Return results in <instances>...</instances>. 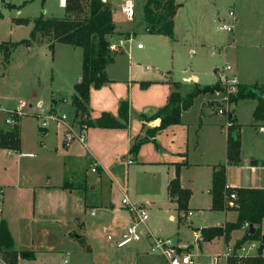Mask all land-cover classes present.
I'll return each mask as SVG.
<instances>
[{
  "label": "rangeland",
  "instance_id": "374dc122",
  "mask_svg": "<svg viewBox=\"0 0 264 264\" xmlns=\"http://www.w3.org/2000/svg\"><path fill=\"white\" fill-rule=\"evenodd\" d=\"M145 2L146 0H135L137 17L133 21L127 20L118 9L114 11L115 19L120 16L124 22L131 25V30L140 31L139 19L143 14ZM178 2L180 6L177 12L176 39L181 41V46L176 52L174 68L172 67V51L167 55L169 70L173 71L176 81L182 82L186 76L185 71L190 72L193 69L202 76L206 84H214L217 78L212 71L213 68L217 67L220 74L225 67L230 66L232 69L227 71L228 76L235 77L238 73L237 78L242 82L264 84V0H178ZM231 11H234L236 15L234 30L233 32L221 31L220 25L233 23L229 16ZM0 13L2 15L0 45L5 42L21 43L30 39L32 25L21 24L16 20L35 19L42 15L56 19H64L67 16L60 0H46L44 4L42 0H0ZM139 43L149 46L147 40L142 37L135 40V44ZM19 46L12 54L8 68L6 70L0 68V124L7 125L5 121L9 115L8 111L14 110L20 101L29 107L21 119L23 130L21 156L9 157L0 149L2 214H5L6 208H11L7 205L5 198L7 191L16 189L17 185L26 187V178L31 179L34 186L38 187L48 180L50 184L62 182L59 181L60 165L63 159L61 157L68 151V138L65 134L68 128L64 122L56 118L65 115L67 123H72L74 116L82 123L89 121L88 113L85 111L76 114L71 95H64L63 98H66L67 103H59L58 113H55L52 108L53 97L50 85L52 78L55 77L57 86H63L68 94L71 89L70 82H75L76 78L82 74L83 51L78 48L72 53L63 48L71 49L70 46H57V62L53 65L55 52L52 53L46 43ZM28 46H34V49L29 52ZM192 48L195 49L194 55L190 51ZM2 64L3 50L0 49V66ZM216 84L221 85V91L201 94L195 98L193 110L195 117L196 114L199 118L205 115L203 120L205 130L199 135L201 141L199 160L212 162V164H226L227 155L221 144V138L224 136L220 133L223 130V135H226L229 130L227 127L230 121L229 116L234 115V118L236 116L235 123L241 127L243 168L234 167L228 182L241 186L247 177L252 178L263 173L261 166L258 170L251 167L254 159L264 161V132H260L258 127L253 126V113L257 100H241L234 113L231 111L221 115L218 111L227 109V104L230 102L229 95L233 91L228 90L220 80ZM173 93L179 94L176 88L173 89ZM187 93L189 90L184 92L185 96ZM69 94L74 95L75 89ZM42 112L49 117L48 126L44 131L41 130L44 119L38 115ZM79 144L82 143L75 138L71 149L79 148ZM213 146L216 154L211 157L208 155V150ZM25 152L32 155H25ZM121 165L118 175L122 179V185L117 190L112 177L100 175L96 173L97 170L93 173L86 167L78 169L79 177L88 176L91 187L97 183L99 186L96 192L93 191V194L100 199L99 204L94 205L93 201L92 207L88 208V214L95 209L98 215V217L90 215L91 218H88L92 252L87 251L90 250L87 245L84 248L76 240H69L61 233L63 232L61 229L66 225L57 224V221L53 219H46V222H36L32 229L35 247L41 246L45 248L44 251L35 253L34 258H26L23 254L17 255L16 264H61L65 259H68V264H168L162 256L151 252L150 245L155 239H171L175 244L188 243L193 246L192 254L203 256L208 264L214 262L212 259L214 256H223L224 239L196 242L193 237V228H214L224 222L223 215L211 210V196L208 191L202 192L196 189L191 194L188 211H178L176 204L158 205L163 201L158 196L161 190V183L158 184L157 181L161 179L158 172L151 168H137L138 164L131 166L122 162ZM200 169L190 170L189 173L197 174L201 184L205 181L208 170ZM101 176L102 179H100ZM124 194H128L132 202L145 205L149 220L139 227L142 236L140 242L123 248L112 247L111 241H108L106 236L104 237L102 232L96 229V221L100 218L102 209L111 205L114 206L113 209L116 208L118 216L127 217L122 207ZM154 204L161 206L162 212L157 213L155 209L158 207L153 206ZM191 210H193V216H188ZM170 215L175 216L176 220L171 221ZM186 215L193 220V224L184 219ZM120 224L123 229L128 226L127 221L122 220ZM119 234L121 233L114 235ZM102 238L105 240L101 241ZM117 239L119 238L115 240ZM239 243L241 241L236 246ZM253 245L251 241H247L237 246L240 249L235 250V255L228 259V264H245V260L255 257L257 251L254 250L256 248H252ZM257 245L260 246V243L258 242ZM243 247L246 252L241 251ZM189 250L190 247H188ZM196 260L198 264V258ZM220 264H225L224 260Z\"/></svg>",
  "mask_w": 264,
  "mask_h": 264
},
{
  "label": "crops",
  "instance_id": "0c3cea01",
  "mask_svg": "<svg viewBox=\"0 0 264 264\" xmlns=\"http://www.w3.org/2000/svg\"><path fill=\"white\" fill-rule=\"evenodd\" d=\"M60 1L61 6L65 9L66 0ZM176 2L180 6L178 0H176ZM118 17V19H115L114 16L116 29L115 33L109 37V40L111 43H118L123 39H131V41L125 43L123 52L117 54L114 62L108 65L106 74L109 83L99 89L94 87L91 88L88 104V119L90 123L84 124L82 121H77L75 116L72 123H67V119L64 121L68 128V131L65 133L68 138V151L61 157L63 159L60 165L59 181L62 182L50 184V180H48V182H43L42 185L38 187L34 186L35 184L31 179L26 178V187L22 188V186L17 185L16 189L7 191L5 198L7 199V205L11 208H6L5 214H2L3 211L1 210L0 221L4 220L7 223L9 232L14 241L15 251H17L18 255L23 254L26 258H34L35 253L44 251L45 248L41 246L35 247V240L33 239L34 230L32 231V229L36 222H46V219H53L57 221V224L61 223L64 224V226L66 225L61 229L63 230L61 233L65 237L67 236L69 240H76L84 248L85 245H87L90 249L87 250L88 252L93 251L92 244L89 240L88 218H91L90 215L93 217H98V215L95 209L91 211V214H88V208L92 207L91 203L93 201L95 203L94 205L99 204V197L93 194V191L96 192L99 186L97 183V185L91 187L87 175L79 177L80 172H78V169H80V167H86L88 171L91 170V172H93L94 167H96V173L112 177L114 179V186H116L115 190L122 185V179L118 175V170L122 167V162L129 164L128 161L132 160L134 163L129 164L131 166L138 164L137 168L139 167L140 169L151 168L161 176V179L157 180L158 184L161 183V190L158 192V196H160L163 201L158 205L165 204L171 206V204H176V210L180 211L178 209L177 197H173L170 194V184L177 177L178 166H180L181 187L190 190L191 194L192 192L194 193L196 189L202 192L208 191L211 196L210 207L212 210V195L210 191L212 188L213 173L214 170L222 166V164H212V162H201L199 160L201 147L199 135L205 130L203 121L205 115L203 114L199 118L198 114H196L195 117L193 111L195 101L190 109L182 113L180 124L172 125L159 131L154 140L142 144L138 153H132L131 149L138 139L145 137L148 129L156 128L161 123L160 119L145 121L143 118L144 116L152 118L158 110L166 106L175 88L184 98L198 88L215 85L219 80L218 68L215 67L212 70L217 78V82L214 84H206L205 80H202V76L193 69H191L190 72L188 70L185 71L186 76H184L182 82L176 81L173 71L169 70L167 55L172 51V67L174 68L176 52L180 50L181 46V41L176 39L178 14H176L174 18L175 25L172 37L147 33L143 26V14L139 19L138 26L140 31L131 30V25L124 22L122 17ZM141 37L147 40L148 47L142 44L143 48L140 49L138 45L141 43L135 44V40ZM44 43L48 46L47 42ZM60 45L70 46L71 49H66L68 47L63 48L72 53L76 52L78 49L68 44L56 43L54 51L52 52H55L54 60H52L53 65L57 62V46ZM27 48L28 51L31 52L34 46H28ZM17 49L15 51H17ZM190 51L193 52V55L195 54L194 48L190 49ZM80 75L82 76V74ZM236 75L235 77H239L238 73H236ZM81 76L76 78L75 82H70L71 89L68 91V94L65 92L63 86H57V79L55 77L52 78L50 85L53 97L52 108L55 113H58L59 103H67L66 98H63L64 95H71L72 106L74 107L73 99L76 95V91L74 95L69 93H72L73 89H75V85L79 82ZM237 81L239 85L259 84L258 82L248 84L242 82V80L238 78ZM143 84H147L146 87H143ZM261 85L264 84L261 83ZM187 90H189V93L185 96L184 92ZM122 102H128V109L122 111V113L127 116V119H125L121 113L120 108ZM238 103L235 104L232 111L233 113ZM257 105L258 101H256L255 106L257 107ZM1 108L5 110V108ZM197 113H199V111ZM105 114L110 115L116 122H119L123 126L121 128H101L91 125V123H95ZM232 116L235 123L237 117L235 116L234 118V115ZM263 124L262 122H256L254 120L253 126L260 128L264 126ZM0 126L5 125L0 124ZM83 126H87L85 142L79 144V148L71 149L72 141L75 138L79 140L78 136ZM238 126L240 127V125ZM20 129L22 148V121L20 122ZM45 129L46 128L43 127L41 128L42 131ZM223 133L224 131L222 130L220 134L224 137L221 138V144L227 155L229 130L226 135H223ZM35 150H37V148ZM3 151H5L9 157L15 155L19 158L21 156V152ZM215 154L216 151L213 146L208 150V155L214 157ZM25 155H32V153L25 152ZM260 166L263 169V173L252 178L247 177L244 179L241 186L230 184L228 179L231 177V171L234 167L243 168V160L240 166H229L227 168V185L229 187L264 188V161L256 159L252 161L251 167L253 169L258 170ZM200 168H207L208 170L206 171L205 181L201 182V184L199 183L200 179L197 174L191 175L189 173L190 170H199ZM100 179H102V176ZM97 181L98 180H96V182ZM66 182L68 183V189L63 188ZM124 196H128V194H124ZM1 200L2 189H0V202ZM100 204L104 206L103 203ZM153 206L158 207L155 209L157 213L162 212L161 206H157V204ZM111 207L102 209V214L96 221V229L101 231L102 235L104 237L106 236L107 240L109 235H113L114 239L121 238L133 222V218L125 209L127 217H121L118 216L116 208L113 209V205H111ZM197 210L199 211V209ZM216 213L224 216V222L219 224L218 227H224L226 223H234L237 220V213L234 210ZM188 216H193V210L188 213ZM188 216L186 215L184 219L188 223L193 224V220L188 218ZM122 220L128 223V226L124 227V229L120 224ZM170 220L175 221V216L170 215ZM180 221L182 222V219ZM75 228L76 230H74ZM202 229L193 228V237L196 242H204L201 235ZM113 231L121 234L118 236L114 235L115 233ZM245 234L246 229L242 228L232 232L229 242H226L224 237L213 240L224 239V253L223 256H214L212 258L214 259L212 264H220L223 260L225 264H228V260L224 257V254L229 248L239 250L240 248L237 249L236 244L243 239ZM103 240L105 239L102 238L101 241ZM180 241L181 240H179V242ZM251 242L256 245V249L254 250L257 251L258 254L259 246L257 244L259 241ZM177 245L190 247L189 252L192 253L193 246L188 243L182 242V244L177 243ZM111 246L114 247L112 242ZM254 250H252V252ZM262 253L264 256V249ZM194 256L198 258V264H208L207 259L203 256L198 254Z\"/></svg>",
  "mask_w": 264,
  "mask_h": 264
},
{
  "label": "trees",
  "instance_id": "16d2710c",
  "mask_svg": "<svg viewBox=\"0 0 264 264\" xmlns=\"http://www.w3.org/2000/svg\"><path fill=\"white\" fill-rule=\"evenodd\" d=\"M46 0H42L43 4ZM11 6V5H10ZM179 4L176 0H146L143 7V26L147 33L172 37L174 34V18L177 14ZM65 11L67 16L64 19L46 18L42 15L35 19H19L16 22L32 25L29 40L21 43L5 42L0 45L3 50V70L8 68L12 54L19 45L47 42L49 49L53 52L56 43H64L83 51L82 76L75 85L76 95L73 105L76 114L80 111L89 113V98L91 88H101L109 83L106 74L108 65L112 64L115 56L121 51L111 49L109 37L115 33L114 11L112 0H66ZM2 17L0 13V18ZM147 84H143L146 87ZM220 84L198 88L186 97L180 93H172L166 106L158 110L152 117H143L145 121L160 119L158 127L148 129L143 138L138 139L132 146L131 152L138 153L142 144L154 140L156 134L169 126L181 123V116L184 111L190 109L195 98L200 94L215 93L221 91ZM231 104H237L240 100H257L258 105L253 113L256 122L264 123V85H239L238 90L229 95ZM121 113L128 109V102L121 103ZM127 119V116L122 113ZM229 129L227 164L219 166L214 170L212 180V210L216 212H227L234 210L237 213V220L234 223H226L224 227L204 228L201 235L204 241H213L216 238L224 237L226 242L230 241L232 232L240 230L246 224L257 225L258 229L252 236L245 234L241 243L247 241H259L258 254L245 260V264H264L262 242L264 239V188L228 187L227 168L240 166L241 144L240 127L233 121ZM21 118H14L13 125L0 126V149L21 152ZM109 119V120H108ZM88 123H90L88 121ZM84 123V124H88ZM101 128H121L123 125L116 122L108 114L91 123ZM235 134V136H234ZM180 166H178L177 177L170 184V194L177 197L178 209L188 211L191 191L183 189L180 182ZM63 188L68 189L66 182ZM235 193L237 198L234 206L228 204L230 196ZM236 248H240L237 247ZM0 251L3 252L12 264H16L18 255L14 248V241L9 232L8 225L4 220L0 221ZM26 254V253H24ZM231 259V258H230ZM18 263V262H17Z\"/></svg>",
  "mask_w": 264,
  "mask_h": 264
},
{
  "label": "built area",
  "instance_id": "2783aa9c",
  "mask_svg": "<svg viewBox=\"0 0 264 264\" xmlns=\"http://www.w3.org/2000/svg\"><path fill=\"white\" fill-rule=\"evenodd\" d=\"M104 2H107L108 0H103ZM113 8L118 9L120 13L126 17L127 20L133 21L136 17V3L135 0H112ZM229 16L232 18V24H225L223 23L220 25L219 29L221 31L225 32H233L235 23H236V15L234 11H231L229 13ZM127 39H123L118 43H111V49L114 51H121L125 47V43ZM138 48H143L142 44L138 45ZM232 68L230 66H227L224 68L223 72L219 74V80L222 82V84L228 88V90L233 91L232 93L236 92L238 90L239 83L237 81V77L234 76H228L227 71H230ZM236 90V91H235ZM231 102L227 104V109H219V113L221 115L226 114V112H231ZM28 105L22 101L19 102L16 109L12 111H8V118L6 119L7 125H13L15 123L14 118H21L25 115L26 110H28ZM39 116H42L44 119L43 128L48 126L47 119L49 117L42 112L41 114H38ZM57 120H60L61 122H64L67 118L66 116H62L61 118H56ZM233 123L231 121L228 122L227 127L230 129L232 127ZM260 132H264V126H261L259 128ZM87 135V126H83L80 134L78 136L81 143L85 142V138ZM129 164H133L134 162L132 160L128 161ZM96 171V167H94L93 172ZM229 187V186H228ZM237 198L236 194L233 193L230 196V200L228 204L230 206H234V200ZM122 205L124 209L128 212V214L133 218L132 224L128 227L127 231L124 233V235L115 240L112 235L108 236V241H111L114 246H117L118 248H123L125 246H128L133 243H138L142 240V236L139 232V227L141 224H144L147 222L149 218L148 211L143 203H134L132 202L128 196H124L122 199ZM1 212V207H0ZM249 224L245 225V229L248 232L249 231ZM256 245H253L252 248H255ZM242 252H246V249L243 247L241 248ZM151 252L158 254L162 256L168 264H197L195 256L188 251V247L180 246L175 244L171 239L163 240V239H155L152 242L151 245ZM235 255V250L229 248L227 252L224 254V257L228 260L229 258L233 257ZM243 256V255H242ZM68 259L63 260L61 264H68ZM0 264H12L9 259L6 257V255L0 251Z\"/></svg>",
  "mask_w": 264,
  "mask_h": 264
},
{
  "label": "water",
  "instance_id": "95a60500",
  "mask_svg": "<svg viewBox=\"0 0 264 264\" xmlns=\"http://www.w3.org/2000/svg\"><path fill=\"white\" fill-rule=\"evenodd\" d=\"M234 106H235V104H232L231 111H233ZM234 136H235V134H234ZM257 229H258L257 225H250L249 231H248V236L254 235L256 233ZM262 246H264V239H263V242H262Z\"/></svg>",
  "mask_w": 264,
  "mask_h": 264
}]
</instances>
